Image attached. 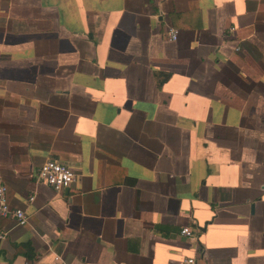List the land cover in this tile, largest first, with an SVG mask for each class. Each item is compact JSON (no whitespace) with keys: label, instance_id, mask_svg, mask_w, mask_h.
<instances>
[{"label":"crops","instance_id":"1","mask_svg":"<svg viewBox=\"0 0 264 264\" xmlns=\"http://www.w3.org/2000/svg\"><path fill=\"white\" fill-rule=\"evenodd\" d=\"M0 176V264H264V0H0Z\"/></svg>","mask_w":264,"mask_h":264},{"label":"built area","instance_id":"2","mask_svg":"<svg viewBox=\"0 0 264 264\" xmlns=\"http://www.w3.org/2000/svg\"><path fill=\"white\" fill-rule=\"evenodd\" d=\"M234 28H230L233 30ZM169 39L174 40L176 38L177 29L168 28L167 31ZM239 48H236L238 51ZM74 170L55 160L48 159L43 162L37 171V179L45 181L53 190L60 192L67 189L74 180ZM34 196L29 198V202L33 201ZM13 217L14 221L18 225H25L27 223L28 216L24 210L20 208H11L7 198V186L0 176V218ZM180 235L193 238L194 233L190 227L185 226L180 229ZM4 237V233L0 230V239ZM185 264H193L194 258H188L184 261Z\"/></svg>","mask_w":264,"mask_h":264},{"label":"water","instance_id":"3","mask_svg":"<svg viewBox=\"0 0 264 264\" xmlns=\"http://www.w3.org/2000/svg\"><path fill=\"white\" fill-rule=\"evenodd\" d=\"M66 190V189H65Z\"/></svg>","mask_w":264,"mask_h":264}]
</instances>
